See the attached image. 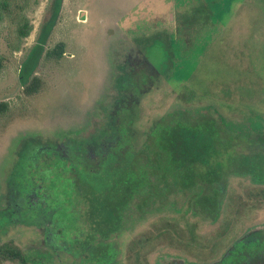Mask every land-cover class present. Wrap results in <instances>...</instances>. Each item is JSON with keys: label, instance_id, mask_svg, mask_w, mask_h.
I'll return each mask as SVG.
<instances>
[{"label": "rangeland", "instance_id": "rangeland-1", "mask_svg": "<svg viewBox=\"0 0 264 264\" xmlns=\"http://www.w3.org/2000/svg\"><path fill=\"white\" fill-rule=\"evenodd\" d=\"M54 2L14 0L0 21V102L9 106L0 116V245L16 246L27 264H127L131 242L145 238L136 249L144 264H264V0H62L33 70L40 89L27 95L21 69ZM19 17L32 26L20 42ZM60 42L64 55L46 58ZM175 116L190 117V135L218 130L228 147L212 152L231 154L213 186L218 213H186L205 186L182 193L168 179L164 202L133 206L119 230L115 219L95 225L75 167L97 170L124 138L146 161L154 129V141L163 137L156 125ZM211 155L206 181L220 163ZM90 199L97 207V194Z\"/></svg>", "mask_w": 264, "mask_h": 264}, {"label": "trees", "instance_id": "trees-1", "mask_svg": "<svg viewBox=\"0 0 264 264\" xmlns=\"http://www.w3.org/2000/svg\"><path fill=\"white\" fill-rule=\"evenodd\" d=\"M62 0H55L51 17L46 21L42 28V35L39 38V44L35 45L23 63L20 79L22 82L24 93L27 95H33L40 89V79L34 75L33 70L38 63V60L43 53V46L49 36L54 24L57 20ZM14 0H0V21L4 18H10L13 12L12 7ZM17 35L18 41L27 38L32 31V26L25 17L17 18ZM19 46V45H18ZM64 43L60 42L54 46L53 49L45 52L46 58L55 57L60 59L65 51ZM1 68V59H0ZM125 81V80H123ZM9 106L7 102H0V116L8 112ZM188 116H175L173 118L164 120L158 123L156 126L160 128V133L163 135L162 140L158 142V139L154 141L153 132L151 137L150 155L146 158V161L142 160L140 153H132L131 148L128 145L126 138L121 139L123 144H118L111 154L101 161L100 166L95 169L77 168L78 175H81L82 180H78L75 175V180L79 189L85 195L91 213L93 208L100 217V221H93L95 225L105 224L106 220L115 219L119 222V228L127 222L128 216L133 213V208L136 207L137 211L143 212L154 199H160L164 202L168 189L162 188L161 185L166 183L168 179H171L173 188L175 190L186 193L187 190L194 189L197 185L203 184L206 188L205 192L191 193L189 203L185 212H196L197 208L201 213L214 216L220 209L219 191L215 190L213 186L223 178V167L227 160L228 153H212L217 148L222 150H228L225 142H222V138L219 132L212 131L209 137L205 134H199L197 131H193L195 134L190 135L189 130L186 129L183 120L189 119ZM181 120V122L174 123L175 120ZM124 124L119 125L118 135L122 136L127 133L125 120ZM162 141V142H161ZM195 153H191L194 152ZM215 155L220 163L216 165V168H210L213 173L214 179H207V181L201 178V175L205 173L208 167V158ZM243 160L247 158L242 157ZM128 167L132 170L131 177H127ZM210 167V166H209ZM72 168L73 170L75 169ZM208 170V168H207ZM246 172L247 169H243ZM248 171V170H247ZM75 174V173H74ZM152 179L156 180L153 184ZM168 184V183H166ZM97 194V207L91 203V196ZM160 194V195H159ZM215 196V200H212L213 206L207 208L208 197L210 195ZM160 197H159V196ZM137 201L138 203H135ZM134 206V207H133ZM96 207V208H95ZM94 215V214H92ZM176 227V226H174ZM178 230V226L176 227ZM192 226H189V238H193ZM167 228L163 230L165 232ZM109 233H112L109 231ZM187 237L179 239L187 240ZM149 239L140 238L137 241L131 242L128 252L126 254L127 264H144L146 262L145 256L140 255L144 242H148ZM247 241V240H246ZM245 241V242H246ZM138 251H137V250ZM11 261L16 264H27V260L20 249L11 243L0 245V262Z\"/></svg>", "mask_w": 264, "mask_h": 264}, {"label": "crops", "instance_id": "crops-1", "mask_svg": "<svg viewBox=\"0 0 264 264\" xmlns=\"http://www.w3.org/2000/svg\"><path fill=\"white\" fill-rule=\"evenodd\" d=\"M177 14H178V13H177ZM175 15H176V14H175ZM84 17H85V15H84ZM173 17H175V16H172V15H171V17H170L171 19H170V20H169V17H168V18H167V21H168L167 23L172 24L171 20L173 19ZM169 28H170L171 30H173L172 25H170ZM167 30H169V29L167 28ZM186 30H188V29H186ZM178 35L180 36V34H178ZM179 36H178V38H179ZM178 38L175 39V40H178V41H177V44H178V42H179V39H178ZM187 40H188V34H187V36H185V42H186ZM184 45L187 46V45H188V42L185 43ZM184 45H183V46H184Z\"/></svg>", "mask_w": 264, "mask_h": 264}]
</instances>
